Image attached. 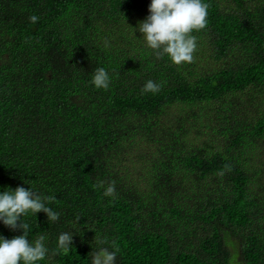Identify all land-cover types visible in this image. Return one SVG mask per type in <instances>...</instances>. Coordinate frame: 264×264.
I'll return each instance as SVG.
<instances>
[{"label": "trees", "instance_id": "trees-1", "mask_svg": "<svg viewBox=\"0 0 264 264\" xmlns=\"http://www.w3.org/2000/svg\"><path fill=\"white\" fill-rule=\"evenodd\" d=\"M150 2L0 0V189L56 195L60 220H31L50 248L82 225L42 264H90L96 233L117 264H264V0H205L182 65L136 32ZM149 79L159 93H142Z\"/></svg>", "mask_w": 264, "mask_h": 264}, {"label": "clouds", "instance_id": "clouds-1", "mask_svg": "<svg viewBox=\"0 0 264 264\" xmlns=\"http://www.w3.org/2000/svg\"><path fill=\"white\" fill-rule=\"evenodd\" d=\"M208 9L209 4L205 0H151L149 15L134 28L142 34L146 47L157 58L166 56L176 65L191 63L197 49V39L193 33L206 29ZM29 19L36 23L39 17L32 15ZM113 78L109 69L97 67L89 83L97 90L107 91ZM161 88L160 82L149 79L144 83L142 93L155 95ZM225 167L230 169L229 165ZM219 174L223 175V171ZM94 187L103 189L105 197L115 196L114 183L106 184L100 180ZM56 201L55 194L37 191L33 185L29 188L17 186L14 189H0V224L12 231L22 230V234L11 239L0 234V264H42L52 256L67 255L72 250L73 230L80 232L82 227L80 216L76 217L75 224L81 226L59 232L54 247H49L47 232H38L34 237L30 235L33 232L31 220L37 222L38 213L46 214L49 225L60 220L61 212L52 207ZM92 243L90 264H117L120 247L114 239L96 233Z\"/></svg>", "mask_w": 264, "mask_h": 264}, {"label": "rangeland", "instance_id": "rangeland-1", "mask_svg": "<svg viewBox=\"0 0 264 264\" xmlns=\"http://www.w3.org/2000/svg\"><path fill=\"white\" fill-rule=\"evenodd\" d=\"M208 59H209V57L207 58V61L210 62ZM232 246H233V245L231 244V247H232ZM235 264H239V263H235Z\"/></svg>", "mask_w": 264, "mask_h": 264}]
</instances>
